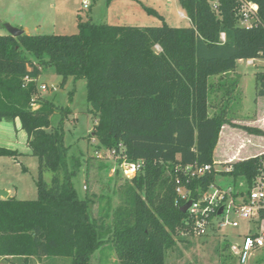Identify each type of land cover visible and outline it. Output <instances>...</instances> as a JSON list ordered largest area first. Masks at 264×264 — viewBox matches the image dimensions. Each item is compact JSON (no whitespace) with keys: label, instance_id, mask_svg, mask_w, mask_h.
I'll return each instance as SVG.
<instances>
[{"label":"trees","instance_id":"obj_1","mask_svg":"<svg viewBox=\"0 0 264 264\" xmlns=\"http://www.w3.org/2000/svg\"><path fill=\"white\" fill-rule=\"evenodd\" d=\"M241 1L258 6L251 26L240 25ZM180 2L190 27H171L160 16L163 24L154 27L80 20L73 35H0V122H20L39 164L37 199H0V261L91 264L108 247L118 264H168L170 252L181 254L179 243L191 246L194 228L178 189L196 201L221 174L244 183L242 195L249 193L264 155L201 177L186 168L214 166L239 85L238 76L231 79L237 62L264 59V0H218L216 10L210 0ZM46 66L62 77L61 87L69 78L86 81L88 113L95 119L88 137L96 147L115 152L119 164H141L123 184L117 206L103 198L94 212L102 199L78 194L74 179L82 162L65 143L62 117L71 109L39 94ZM255 77L257 95L264 97V70ZM218 98L226 104L211 115ZM54 115L61 116L56 126ZM16 156L0 147V157Z\"/></svg>","mask_w":264,"mask_h":264},{"label":"rangeland","instance_id":"obj_2","mask_svg":"<svg viewBox=\"0 0 264 264\" xmlns=\"http://www.w3.org/2000/svg\"><path fill=\"white\" fill-rule=\"evenodd\" d=\"M160 16L171 27L191 26L180 0H0V35L8 33L6 24L16 28L19 27L15 25L20 24L27 26L29 35H73L79 31L80 20L116 26L154 27L163 24ZM156 50L159 48L156 47ZM263 70L264 59L237 62L236 73L231 75V79L238 76L239 85L229 103V125L241 127L248 119L254 118L257 114L256 99L264 105V97L257 95L255 77V73ZM211 80L216 83L219 79ZM61 83L62 77L57 75L52 66H46L38 79L39 94L42 97H55L56 104L71 109V113L62 116L64 140L71 147L70 154L79 156L83 167L74 179V186L81 197H85L87 193L93 195L95 200L98 197L101 201L103 198H111L112 204L117 206L121 188L131 178H127L119 160L111 151L98 149L97 140L88 137L94 129L95 119L88 113L86 81L69 78L63 87ZM41 85H46L47 89L41 91ZM225 104L226 100L212 99L211 115L220 111ZM59 119L61 116H52V124L56 126ZM233 121L242 125H234ZM262 133L264 134V130ZM226 134L228 131H225V138L219 148L223 147V142H229ZM0 147L17 152L15 158L0 157V190L7 191L9 197L18 200L37 199L38 159L31 155L27 135L21 130L18 120L0 122ZM218 155L221 154L218 152ZM226 166L228 165L219 163L216 170L222 172ZM44 179L50 183L52 173H45ZM216 184L222 187L233 186L237 190L245 189L241 181L235 183L232 178L221 174L217 176ZM105 202L96 201L93 211L96 212ZM230 219L238 220L239 227L235 228L230 224L220 227L219 221L214 222L205 229L202 236L189 238V248H186V244L179 243L181 254L178 251L170 252L168 264H238L234 247L237 248L242 243L243 236L255 224L253 221L239 219L235 213L230 214ZM0 264L8 263L1 261ZM91 264L118 262L115 253L107 247L102 253L94 255ZM250 264H264V248L251 257Z\"/></svg>","mask_w":264,"mask_h":264},{"label":"built area","instance_id":"obj_3","mask_svg":"<svg viewBox=\"0 0 264 264\" xmlns=\"http://www.w3.org/2000/svg\"><path fill=\"white\" fill-rule=\"evenodd\" d=\"M213 9H217L218 1L210 0ZM87 7V4H85ZM258 6L255 3L241 1L240 7V25L251 26L257 20ZM30 81V79H27ZM41 91L47 89L46 85H41ZM113 156L115 152H112ZM264 155V151L258 155ZM120 158V156H116ZM216 163L214 166L205 165L196 167L192 170L187 167L186 170L191 177H201L209 172L212 168L216 170ZM127 178L135 177L140 171L141 164L129 163L124 160L121 164ZM217 171V170H216ZM231 167L226 166L222 172H230ZM218 172V171H217ZM178 194L182 200L189 202V194L184 189H178ZM192 204L188 209L191 219L194 221L193 235L191 237L202 236L205 229L219 221L220 227L232 225L239 227L238 220H231L230 214L235 213L239 219L253 221L255 226L243 236L242 243L237 246L236 255L238 264H250L251 257L259 249L264 248V218L261 219V212H264V160L259 168V174L256 177L250 191L246 195H242L240 190L233 186L222 187L214 183L207 192H205L198 200L191 201ZM222 213L219 214L220 209Z\"/></svg>","mask_w":264,"mask_h":264},{"label":"crops","instance_id":"obj_4","mask_svg":"<svg viewBox=\"0 0 264 264\" xmlns=\"http://www.w3.org/2000/svg\"><path fill=\"white\" fill-rule=\"evenodd\" d=\"M15 26L22 28L24 33L29 35L30 31L27 26H22L21 24ZM215 78L218 79L219 77L218 76L213 77L212 79ZM218 96L221 97L219 93ZM218 100L220 99L218 98ZM256 101H257L256 104L257 114L254 118L248 119V121L243 123V125L240 124V122H236V121H233L232 123L238 126L242 125L241 127H248L252 129L259 128V131L262 132L264 130V105L259 103L258 99H256ZM241 127H237L229 124L224 125L220 133L218 145L214 151V163L229 165L237 161H242L248 158L256 157L264 151V134L249 132L245 129H241ZM225 131L226 133L228 131V134L226 135L228 136L227 140H229V142L227 141H225V143L223 142V147L219 148L220 144L222 143V139L225 138L224 137ZM218 152L221 155H218ZM0 199H2L1 196Z\"/></svg>","mask_w":264,"mask_h":264},{"label":"water","instance_id":"obj_5","mask_svg":"<svg viewBox=\"0 0 264 264\" xmlns=\"http://www.w3.org/2000/svg\"><path fill=\"white\" fill-rule=\"evenodd\" d=\"M5 27L7 28L8 34L12 35L13 37H19V36L24 34V31L22 29H20V28L13 27V26H11L9 24H6ZM0 196H1L2 199H7L8 196H9V193L7 191L0 190ZM191 204H192L191 201L187 202L182 207V211L184 213H186L188 211L189 207L191 206ZM222 210L223 209L221 208L220 211H219V214L222 213Z\"/></svg>","mask_w":264,"mask_h":264}]
</instances>
